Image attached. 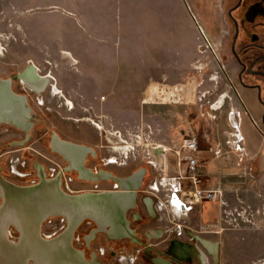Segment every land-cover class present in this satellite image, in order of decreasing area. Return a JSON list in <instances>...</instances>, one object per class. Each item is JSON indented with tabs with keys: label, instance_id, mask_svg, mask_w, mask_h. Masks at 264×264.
Here are the masks:
<instances>
[{
	"label": "rangeland",
	"instance_id": "1",
	"mask_svg": "<svg viewBox=\"0 0 264 264\" xmlns=\"http://www.w3.org/2000/svg\"><path fill=\"white\" fill-rule=\"evenodd\" d=\"M234 1L96 0L98 28L89 31V36L99 40L115 36L116 49L126 43L133 54L155 61L141 73L151 77L122 80L117 94H109L107 88L84 77L85 63L81 59L77 64L75 59L88 17L82 15L81 3L86 1L0 0V75L19 72L32 63L39 74L52 76L58 88L55 92L49 85L38 98L31 95V105L43 122L31 129V140L24 147L9 146L22 133L0 124V172L13 182L25 184L36 180L34 161L47 169L62 165L49 148L52 130L66 140L93 147L97 152L94 163L117 174L145 167L149 173L144 181L146 190L149 184L184 168L182 144L187 134L204 136L211 123L230 119L239 107L232 83L237 65L230 53L226 16V7ZM89 3L88 9L95 1ZM251 8L250 18L257 14L255 6ZM186 11L193 15L195 26L186 22ZM178 43L190 45L184 58L176 54L174 46ZM238 93L243 105L251 109L244 103V95ZM89 163L93 164L92 159ZM28 173L31 176L25 177ZM231 193L229 207L246 204L251 212L239 223L232 220L220 224L218 217L215 219L212 237L218 240L226 227L229 236L215 264H264V201L240 203L235 192ZM221 196L225 197L223 191ZM215 209L214 217L218 204ZM171 215L174 220L189 222V214L182 219ZM43 229H47V222ZM99 239L92 248L102 264H121L124 261L119 260L131 256V251L134 264H147L137 256L136 248H113V242ZM74 245L79 247L82 242L75 241ZM125 261L132 264L129 259Z\"/></svg>",
	"mask_w": 264,
	"mask_h": 264
},
{
	"label": "water",
	"instance_id": "2",
	"mask_svg": "<svg viewBox=\"0 0 264 264\" xmlns=\"http://www.w3.org/2000/svg\"><path fill=\"white\" fill-rule=\"evenodd\" d=\"M197 27L200 29L199 25ZM37 71L30 63L21 76L31 85L54 84L52 76H41ZM36 117L27 97L13 91L9 78L0 77V124L23 131L25 138L18 145L29 140ZM50 149L68 163V167L59 170L54 177H47L39 166L37 182L19 184L0 172V264H102L94 251L88 258L83 249L74 245L75 232L89 219L97 226L92 234L101 231L111 239L132 237L135 231L130 227L127 212L135 207L144 169L126 177L102 170L95 174L84 166L86 155L94 156L95 150L61 139L55 131L51 134ZM70 169H75L83 180L111 179L119 190L68 193L62 188L61 180L63 172ZM55 216L65 219L64 229L51 238L44 237L43 224ZM9 227L18 234L15 241L7 235ZM158 259L169 260L156 257L153 264H157Z\"/></svg>",
	"mask_w": 264,
	"mask_h": 264
},
{
	"label": "crops",
	"instance_id": "3",
	"mask_svg": "<svg viewBox=\"0 0 264 264\" xmlns=\"http://www.w3.org/2000/svg\"><path fill=\"white\" fill-rule=\"evenodd\" d=\"M81 1H86V3H81L82 15L88 17L85 21L86 27L83 25L81 30L83 31L82 42H77V56H75V59L77 64H80L81 59L84 61L85 72L82 71L84 77L95 81L98 86L107 88L109 94H117L119 82L122 80L132 81L151 77L141 75V73L147 69L150 63L152 65L155 62L154 60L152 61L144 55H141L143 57H138L137 54H133L131 46L126 45V43L122 46L119 45L120 48L116 49L115 36H109L106 40H99L89 36V31L92 30L94 32L97 26L94 15L98 3L96 4V0H93L95 3H92V8L88 9L90 0ZM186 12V22L195 26L190 11L189 16L188 11ZM89 15L92 18H89ZM174 47L177 49L176 54H179V56L182 54L183 58L186 53L189 54V43L187 46H182L178 43ZM145 54L147 55L146 52ZM177 64L175 68L178 70L180 68L179 62ZM135 66L136 68L134 69ZM161 75L163 77V72ZM152 77L154 78V76ZM239 96L237 91L239 107L236 109L235 116L232 115L230 119L220 118L211 123L207 134L204 136L203 134L197 135L198 149L193 155L198 163L194 172L198 182L196 184L192 183L189 177L191 174L186 173L185 167L174 174H181L180 184L183 189L187 190L181 196L183 199H188L195 203L192 210L189 213H185L182 208L176 211L172 209L174 204L169 206L166 202L163 192L157 193V199L154 205H150L149 210L151 213L156 210L157 213H160V217L159 219H151L143 224L144 228L155 229L160 231V233L163 231L165 232V238L163 239H166L167 234L177 231L178 226L182 230L197 234L203 239L216 241L219 244L221 255L224 246L228 245L229 236L226 227V233H222L218 240L212 237V233L215 232L212 224L219 215V207L218 213L214 217L212 214L217 203L208 200L195 201L192 198V191L203 192L220 187L225 193L224 198L228 203L231 201L228 196L231 192H235L236 196L245 202L258 204V202L264 201V126L260 122L256 108L252 106L251 109H247L240 101ZM150 187L151 184L148 185L147 190L151 194ZM150 194L146 195L150 196ZM138 201L143 213V206L148 209L146 207L148 204L146 205L141 198ZM141 202L143 203L142 205ZM169 209L174 215H179L178 218L180 219L185 218L189 214V222L174 220ZM215 210L217 211V208ZM174 221L175 223L173 224ZM157 222L159 223L157 224ZM163 239L153 238L151 243H158L162 246ZM184 246L186 247V244ZM126 259L132 260V264H134L136 260L135 254L131 251V256Z\"/></svg>",
	"mask_w": 264,
	"mask_h": 264
},
{
	"label": "flooded vegetation",
	"instance_id": "4",
	"mask_svg": "<svg viewBox=\"0 0 264 264\" xmlns=\"http://www.w3.org/2000/svg\"><path fill=\"white\" fill-rule=\"evenodd\" d=\"M250 6V7H249ZM252 6H255L257 9V14L255 17L250 18L249 13L252 11ZM226 16L229 22V35H230V53L232 58L234 59L237 69L233 74L232 83L235 87L236 91H240L241 94L244 95V103H248L251 106H254L258 111V115L260 117V122L264 124V0H235L231 4L226 7ZM261 18L257 19V17ZM195 25L196 21L194 20ZM198 25V24H197ZM29 64L26 65L21 71L19 72H11L10 74L3 76L0 75L1 78L10 79L12 84V89L18 94L25 95L29 101V105H31L30 97L34 95L38 98L41 93L46 91L50 84H42L39 83L37 85H31L27 83L26 77H22L21 74L28 68ZM38 72V71H37ZM39 74V72H38ZM41 75V74H39ZM44 76V75H41ZM247 105V104H246ZM33 111L37 113L36 121L34 122V126L41 124L43 119L41 115L36 112L33 108ZM9 126V125H7ZM14 128L12 126H9ZM16 129V128H14ZM18 130V129H16ZM22 133V136L18 137L17 139H13L8 143L9 146H19L24 147L30 140L25 142L24 145H18V142H21L25 138V134L23 131L18 130ZM53 130L50 132L49 136V148H50V138ZM59 135V134H58ZM61 139V136H59ZM66 140V139H65ZM71 141V140H69ZM74 143L82 144L79 142L72 141ZM86 145V144H85ZM90 146V145H88ZM93 148V147H92ZM94 149V148H93ZM95 150V149H94ZM51 151V149H50ZM52 152V151H51ZM54 153V152H52ZM56 154V153H55ZM62 161V165L56 164L54 167H49L41 163L33 162V172L36 176V180L33 179L25 184H32L38 181L37 178V167L42 166L47 177H54L57 172L65 167H68V163L58 154H56ZM96 155L97 152L95 150V155H91L88 153L84 160V166L87 169L93 171V173L97 174L99 171H107L110 172L112 175H116L118 177H126L132 174L135 171L140 169H144L143 178L141 182V187L137 192V199L136 204L133 209H130L127 212V219L129 220L130 227L135 231L132 237L128 238H120V239H111L108 238L107 234L104 232H96L92 234L91 232L97 228L94 221L86 219L84 220L80 226L77 228L75 232L74 242L81 241L82 245L77 247L83 249L85 255L90 258L91 252L94 251L92 248V244L99 239L102 243L113 242L114 247L117 248H125L131 249L136 248L137 256L140 257V260L144 263L153 264V259L156 257H163L170 262V264H215V257L208 251L205 247L204 240L197 234H193L192 232H187L182 230L178 227V231H172L171 233L167 234V238H165L164 233L160 231H156L155 229H148L144 228L142 225L150 221L151 219H159L160 213L154 212L151 213L149 210L150 205L153 204L157 199V193L160 191L155 192L151 187V191L155 192V194L146 191L144 188V181L146 176H148V170L145 167H138L127 174H117L110 169L103 168L102 166L96 165ZM92 159L93 164L89 163V160ZM111 162V161H108ZM115 162V160L113 161ZM2 173V172H1ZM25 177L31 176V173L25 174ZM67 179L70 181L71 185L74 188V184L77 183L78 186L74 188L73 191H67L64 187V181ZM34 181V182H32ZM74 183V184H73ZM79 183L89 184L92 187H85L81 186ZM110 184L108 187H101L100 184ZM24 184V183H21ZM62 188L67 191L68 193H81L85 191L97 192V191H116L119 190L117 184H115L111 179H99L98 181H88L83 180L78 177V172L75 169H70L66 172H63L62 180H61ZM146 194H150L147 196ZM143 199L144 203L148 206V209L143 206V213L140 208L139 199ZM143 203L141 202V205ZM152 214V215H151ZM154 214V215H153ZM83 227V228H82ZM182 230V231H181ZM159 238L163 239V244L151 243V239ZM87 241H89V247L87 246ZM213 241V240H211ZM216 242V241H214ZM186 244V247L183 245ZM178 246V247H177ZM181 246V247H180ZM95 252V251H94ZM111 252L114 253V249H111ZM98 256L97 252H95ZM100 260V259H99ZM120 260L124 261L121 264H128L126 262V258L122 257ZM119 260V261H120ZM128 260V259H127ZM130 260V259H129ZM132 262V260H131Z\"/></svg>",
	"mask_w": 264,
	"mask_h": 264
},
{
	"label": "built area",
	"instance_id": "5",
	"mask_svg": "<svg viewBox=\"0 0 264 264\" xmlns=\"http://www.w3.org/2000/svg\"><path fill=\"white\" fill-rule=\"evenodd\" d=\"M183 151L185 152L183 155V160L185 163L186 173L191 174L190 179L193 184H196L198 182L197 177L194 175V172L197 168V159L193 155L195 151L198 149V137L194 133H189L185 137L183 144H182ZM179 154V153H178ZM182 176L181 174L173 175V176H164L162 180L158 183H152L151 188L155 191H163L165 195V200L168 204L173 202V200L177 199L179 200L182 198V193H184L185 189L180 184ZM34 182V181H32ZM64 187L67 191H73L74 188L70 184L69 180L64 181ZM222 190L220 187H217L214 190L210 191H203L199 192L200 200H208L212 201L218 204L219 207V223L222 222L225 224H229L232 220L237 221H243L248 215H250L251 210H249L250 205H240L235 207H229V203L226 201L224 197L221 196ZM238 201L240 203H243L242 199L237 197ZM194 202L190 201L188 199L183 200L181 203L179 202L178 207L181 209H184L186 212H189L192 210L194 206ZM258 210H256V213ZM233 216V217H232ZM47 222V229L42 228V234L44 237L51 238L61 232L65 227V219L61 216H55L47 219L45 223ZM44 223V224H45ZM177 231H179L177 226ZM7 235L9 239L15 241L18 238L17 232L14 230L13 227H9L7 231Z\"/></svg>",
	"mask_w": 264,
	"mask_h": 264
},
{
	"label": "bare ground",
	"instance_id": "6",
	"mask_svg": "<svg viewBox=\"0 0 264 264\" xmlns=\"http://www.w3.org/2000/svg\"><path fill=\"white\" fill-rule=\"evenodd\" d=\"M53 87V90L55 92H58V88L55 87L54 85L52 86ZM156 150H158L156 148ZM192 198L195 200V201H200V196H199V191H192ZM185 199L183 198H180L179 200H173V202H171L170 204H174V206L172 207V209H175L176 211L179 210V202L181 203V201H183ZM169 204V206H170ZM185 213H188L184 210ZM183 212V214H184ZM181 214V213H180ZM182 215V214H181ZM179 217V215H178ZM204 243H205V247L208 249V251L213 255V256H217L220 252V249H219V244L217 242H214V241H211V240H204ZM218 259V258H217ZM122 260H120V263H121ZM157 264H170V262H162L161 259H158L157 261Z\"/></svg>",
	"mask_w": 264,
	"mask_h": 264
}]
</instances>
